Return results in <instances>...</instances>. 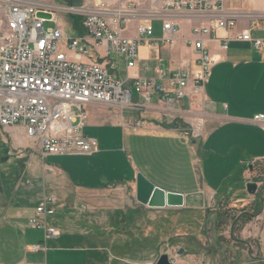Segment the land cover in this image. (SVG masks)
Segmentation results:
<instances>
[{
  "label": "crops",
  "instance_id": "crops-1",
  "mask_svg": "<svg viewBox=\"0 0 264 264\" xmlns=\"http://www.w3.org/2000/svg\"><path fill=\"white\" fill-rule=\"evenodd\" d=\"M99 1L104 0H87L95 4ZM210 1L222 4L225 13L240 16L236 32L248 30L254 38L264 39V0ZM129 2L138 6L142 16L123 26L124 36L137 40L138 27L147 21V14L157 12L160 17L150 19L154 27L152 41L163 38H155V22H160L161 27L158 28L164 31L162 17H167L164 19L173 20L180 27L174 45L168 44L167 48L163 47L164 44L158 47L142 45L139 66L133 70L127 68L121 57L107 56L103 49H95L91 45H88V54L83 61L113 64V71L123 80L129 76L151 77L165 86L166 79L174 72H196L198 56L188 40L192 38L195 26L209 24L220 12L201 15L165 10L159 0H118L120 6ZM253 22H256L254 26ZM75 24V31L65 34L83 37V27L79 22ZM218 36L221 38L219 41L206 38V47L216 59L208 81L199 94L193 99L181 100L174 110L168 111L155 99L150 105L145 104L143 111L122 122L112 116L111 107L89 106L85 133L99 143L93 154L44 158L35 141L32 140L36 150H31L19 136L20 130L26 134L23 128H1L11 138L12 151L20 152L15 165L21 161L19 165L25 167L21 175L10 174L8 167L3 166L5 161L10 164L9 152L8 157L0 161V264L126 263L121 249L131 244L128 239L131 236L126 233L137 228L139 210L161 214L168 208L151 209L138 201L139 206L131 204L127 208H118L115 211L118 217L116 223L110 225L111 230L97 227V222L89 214L99 208V199L106 193L126 191L129 197L136 199L139 173L168 192L182 194L184 207L188 208H198L202 202L205 204L217 198L230 201L232 206L258 202L264 194V122L256 121L255 117L264 115V49H255L248 42L230 41L229 48L223 50L222 38L227 36V32L220 30ZM93 53L94 58L91 56ZM73 55L69 52V56ZM145 67L150 69L148 73L144 71ZM157 69L164 72V81L156 74ZM145 110L169 115L172 121L181 120L184 126L165 127L157 118H141L140 114ZM138 120L144 122L143 127L127 125ZM106 124L123 125L124 128H99ZM195 130L198 137L192 138L191 132ZM25 150L30 153L24 157L21 154ZM36 156L43 161L52 159L59 165L43 164V177L48 189L42 196L39 192L30 194L23 188L25 176L33 172L34 179L39 167ZM160 172L177 174L172 187L154 179ZM251 182L258 184L255 194L247 190V184ZM42 205L51 207L54 214L38 216L37 208ZM59 211L61 215L54 218ZM263 214L264 210L262 226L255 232L261 245L259 234L264 230ZM35 219L57 229L60 234L45 239V228L37 227L32 222ZM41 243L45 244V250L31 251L33 246Z\"/></svg>",
  "mask_w": 264,
  "mask_h": 264
},
{
  "label": "built area",
  "instance_id": "built-area-1",
  "mask_svg": "<svg viewBox=\"0 0 264 264\" xmlns=\"http://www.w3.org/2000/svg\"><path fill=\"white\" fill-rule=\"evenodd\" d=\"M165 10L209 14L220 12L209 24L195 26L188 40L198 56L196 72L181 70L174 72L167 85L151 77H118L113 64L98 61H83L88 54V45L103 49L107 56L121 57L129 70L138 68L140 47L171 46L180 33L179 25L173 20H164L165 33L161 41H152L154 27L151 18L159 13L147 14V21L138 27L137 40L123 35V26L130 20L141 17L138 6L129 2L120 6L118 0L99 3L48 5L42 0H0L3 24L0 29V128L21 127L35 141L41 155H87L99 148L95 138L85 133L88 125V107L108 106L115 109L142 111L146 107L136 99L142 98L147 105L156 99L168 111L186 98L193 99L208 81L216 59L206 47V38L219 41L220 30L227 32L222 45L229 48L230 41L250 43L255 49H264V39L254 38L250 31L236 32L239 15L225 13L221 4L210 0H159ZM117 2V3H116ZM52 14L56 27H46L47 20L40 11ZM61 13L79 19L84 36H67L59 24ZM256 22L252 23L254 26ZM11 38H19L20 46L11 45ZM72 52L73 57L69 56ZM148 73L150 69L144 68ZM156 74L164 81V72ZM133 90L137 93L135 97ZM264 122V115L255 117ZM141 128V120L131 122ZM192 138L198 131H192ZM54 210L42 205L37 215H53ZM37 227L45 228V239L58 236L60 232L38 219L32 221ZM44 243L31 248L32 252L45 250Z\"/></svg>",
  "mask_w": 264,
  "mask_h": 264
},
{
  "label": "rangeland",
  "instance_id": "rangeland-1",
  "mask_svg": "<svg viewBox=\"0 0 264 264\" xmlns=\"http://www.w3.org/2000/svg\"><path fill=\"white\" fill-rule=\"evenodd\" d=\"M42 1L52 6L87 3V0ZM39 15L47 20L45 23L46 27H56V22L51 20L52 14L41 10ZM3 19L0 9V29ZM75 23L73 16L61 13L59 24L65 32L75 31ZM155 23L157 26L155 38L160 36L164 38V31L158 28L161 27L160 22ZM163 38L160 39L162 40ZM167 46L168 43H165L163 47L167 48ZM91 56L94 58V53ZM113 57L117 58L116 56ZM133 94L138 97L134 90ZM139 102L142 105L146 104L142 98L139 99ZM110 110L113 111V113L111 112L112 116L122 122L131 115L139 113V111L133 109L120 110L111 107ZM144 112L140 114L141 118L147 116L149 118H157L158 122L165 127H174V123L177 124L176 127L184 126L181 120L172 121L171 116L164 113L156 114L147 110ZM142 120L145 121V119ZM127 125L130 126L131 121ZM99 128L113 129L124 127L123 125L106 124ZM19 134L26 144L31 147V150H36L35 143L26 134L24 135L22 130H20ZM6 141H9V144ZM11 145V138L7 137L0 128V161L2 162L4 158H7L9 152L10 164L7 165L5 161L3 166L8 167L10 174L21 175L25 166L19 165L22 163L21 161L15 165L18 162L15 158L19 156L20 152L12 151ZM29 153L28 150H25L24 154L21 155L25 157ZM36 158L39 167L35 171L34 179L32 178L33 172H29L25 176L23 188L28 190L30 194L39 192L42 196L44 191L48 189L44 182L43 164L44 166L55 165L56 167H59V165L55 163L56 161L53 162L52 159L43 161L40 156H36ZM171 165L173 164L171 163ZM171 165L169 168H171ZM176 175V173L160 172L158 177L154 176V179L166 187H172L173 183H175ZM129 195L126 191H122L106 193L105 196L101 197L99 199V208L89 214L97 222V227H106L107 230H111L112 227L110 225L112 226V224L116 223L115 220L118 217L115 212L116 209L127 208L131 204L139 206L137 200L132 196L129 197ZM263 201L264 194L260 196L258 202L246 206H232L230 201L217 198L215 201H207L205 204L202 202L198 208H168L161 214H156L155 212L157 211L153 213L152 211H150L151 213L145 212V214L139 210L141 216L138 214L137 228L131 229L130 232L126 233L131 236L128 238L131 240V244L124 245L121 249L122 253L125 254L126 263L120 264H156L159 258L166 253L169 254L173 264H264V230L259 234L261 236L260 239H262V245L257 234L255 235V232L262 226L261 217L264 209L261 202ZM60 215L61 211L54 218H58ZM150 218H152V225ZM181 249L184 252L179 255L178 252Z\"/></svg>",
  "mask_w": 264,
  "mask_h": 264
},
{
  "label": "water",
  "instance_id": "water-1",
  "mask_svg": "<svg viewBox=\"0 0 264 264\" xmlns=\"http://www.w3.org/2000/svg\"><path fill=\"white\" fill-rule=\"evenodd\" d=\"M250 194H255L258 190L257 183L247 184ZM136 199L137 201L151 209L183 208L185 206L184 196L179 193L168 192L151 182L143 173H139L136 178ZM181 249L178 254H183ZM156 264H173L169 254H163Z\"/></svg>",
  "mask_w": 264,
  "mask_h": 264
},
{
  "label": "bare ground",
  "instance_id": "bare-ground-1",
  "mask_svg": "<svg viewBox=\"0 0 264 264\" xmlns=\"http://www.w3.org/2000/svg\"><path fill=\"white\" fill-rule=\"evenodd\" d=\"M11 45L20 46V39L19 38H11Z\"/></svg>",
  "mask_w": 264,
  "mask_h": 264
},
{
  "label": "trees",
  "instance_id": "trees-1",
  "mask_svg": "<svg viewBox=\"0 0 264 264\" xmlns=\"http://www.w3.org/2000/svg\"><path fill=\"white\" fill-rule=\"evenodd\" d=\"M75 18V17H74ZM79 21V19H77V18H75V22L77 23ZM177 126V124L176 123H174V127H176ZM263 202H261V204H262ZM259 205V204H258ZM263 205V204H262ZM260 207H262L261 205H260Z\"/></svg>",
  "mask_w": 264,
  "mask_h": 264
}]
</instances>
